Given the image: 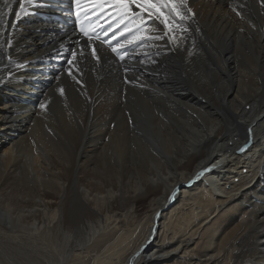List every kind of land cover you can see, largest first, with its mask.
I'll return each instance as SVG.
<instances>
[{"label": "bare ground", "instance_id": "bare-ground-1", "mask_svg": "<svg viewBox=\"0 0 264 264\" xmlns=\"http://www.w3.org/2000/svg\"><path fill=\"white\" fill-rule=\"evenodd\" d=\"M19 9L0 0V247L26 252L14 264H264V2L185 0L186 32L124 62L87 48L79 83L72 0ZM52 73L45 91L60 80L64 95L38 101ZM99 92L108 110L85 121Z\"/></svg>", "mask_w": 264, "mask_h": 264}, {"label": "snow or ice", "instance_id": "snow-or-ice-1", "mask_svg": "<svg viewBox=\"0 0 264 264\" xmlns=\"http://www.w3.org/2000/svg\"><path fill=\"white\" fill-rule=\"evenodd\" d=\"M4 4L8 0H3ZM33 0H19L20 9L16 11V18L19 19L22 15L26 14L25 5L31 4ZM264 2V0H262ZM185 0H72V5L75 10V23L78 27L79 33L86 38L84 47L78 53L75 48L71 49L70 58H66L68 68V76L72 77L74 81L79 83L77 75L73 70V65H78L80 57L85 55L87 48H91V56L97 62L101 60L98 55V47L100 44L107 45L111 49V53L121 62H124L129 57L127 48L132 46L143 45L149 39H165L169 42L174 39V34L177 29L182 33L188 29L184 24L188 21L189 16L183 11ZM187 13H192V9L187 8ZM239 15V13H237ZM145 17L148 19L146 20ZM101 18L107 21V31L101 36L99 33L103 31ZM95 21V23H93ZM137 21H139L137 23ZM150 21H156L162 25L164 35L160 36L159 28L156 26L145 27ZM122 29V31H121ZM144 33H155L154 36L144 35ZM115 32L112 36V41H116L120 37H130L124 39L123 43H115L113 46L112 41L107 39L108 35ZM80 44V41L76 42ZM75 71H78L76 69ZM127 73V69H125ZM128 83H133L127 80ZM60 94L64 95V89H59ZM40 109H46V103L39 104ZM249 136L252 135V130L249 129ZM239 151H245V148H240ZM215 167V166H213ZM209 169L205 168L197 174L204 175ZM189 183H192L190 181Z\"/></svg>", "mask_w": 264, "mask_h": 264}, {"label": "rangeland", "instance_id": "rangeland-1", "mask_svg": "<svg viewBox=\"0 0 264 264\" xmlns=\"http://www.w3.org/2000/svg\"><path fill=\"white\" fill-rule=\"evenodd\" d=\"M43 16L45 17V18H49L50 16H51V18L53 17V13H44L43 14ZM79 53V52H78ZM59 54V53H58ZM132 64V65H131ZM45 65H46V63L44 62V63H42L41 62V67H40V71L41 72H45V70L44 69H46V67H45ZM128 65H130V66H135V67H138L139 66V64L137 65V63L136 62H133V63H128ZM47 66V65H46ZM58 67V66H57ZM44 68V69H43ZM57 68H56V66H55V70H56ZM75 69H80V67L79 66H76V68ZM50 71V70H49ZM53 72V71H52ZM53 74L54 73H52L51 75H49L48 76V78H44V79H42V81H40L39 82V84H37L36 83V85H38V87L40 88V86L41 87H44L43 88V91H42V93L40 94V96H39V98H37V100L39 101V99L41 98V97H43V99H44V96L46 95H48V96H50L51 98L53 97V96H55L56 94H57V92H59V89H60V86L59 85H61V81L59 80V85L58 84H56L54 87H53V90L55 91V93L54 94H47V92L45 91V90H48L49 89V87H51V85L54 83V81H53V78H52V76H53ZM41 83V84H40ZM58 85V86H57ZM39 91H40V89H39ZM44 92V93H43ZM102 92H99V93H97V95L95 96V98H94V100L95 101H93V103L91 102V103H89V104H86V105H83V107H82V110H81V115H83V119L86 121V120H88V115H90V112H92V114H93V112L95 113V116H96V119L97 118H99L100 116H102L103 115V113H106L105 111L106 110H108V106H109V103H110V100L108 99H106L107 98V93H102ZM59 94H60V92H59ZM101 94V95H100ZM42 95V96H41ZM100 95V96H99ZM47 96V97H48ZM93 96V95H92ZM103 96V97H102ZM87 99H90L91 100V98L87 95ZM37 100H34V101H37ZM102 101V102H101ZM50 102V100H46V102L45 103H47L46 105V109H43V111L46 113V114H49V113H52V107H51V104L52 103H49ZM103 102H104V104H103ZM98 103H100V105H98L97 106V104ZM49 105H50V107H49ZM53 105H54V103H53ZM60 106H65V105H62V104H59ZM104 105V106H103ZM59 106V107H60ZM98 108H97V107ZM100 106V107H99ZM107 108H106V107ZM101 107H103V108H101ZM84 109V110H83ZM105 109V110H104ZM131 110V109H130ZM48 112V113H47ZM124 114H125V112H123ZM99 116V117H98ZM91 119L89 118V121H90ZM108 126H109V128L110 129H113L114 127H115V121H110L109 122V124H108ZM112 126V127H111ZM105 138V140L107 139V136H105L104 137ZM29 141H32V142H35V141H37V139L35 138V136H30L29 137ZM25 248L26 249H28V247L27 246H25ZM22 252V253H21ZM19 254L17 253V251H15V249L13 248V249H9V248H1L0 247V259H2L3 261L1 262V260H0V264H14L15 263V261H16V259H20L19 257H21V256H24V255H26V252L25 251H21ZM19 257H18V256ZM9 260V261H8ZM21 260V259H20ZM22 261V260H21ZM245 262H246V259H245Z\"/></svg>", "mask_w": 264, "mask_h": 264}]
</instances>
